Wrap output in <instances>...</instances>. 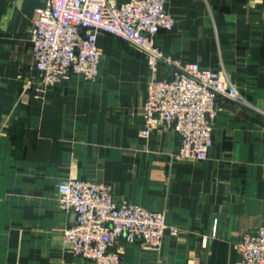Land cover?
I'll return each instance as SVG.
<instances>
[{
	"label": "crops",
	"instance_id": "obj_1",
	"mask_svg": "<svg viewBox=\"0 0 264 264\" xmlns=\"http://www.w3.org/2000/svg\"><path fill=\"white\" fill-rule=\"evenodd\" d=\"M45 3L0 0V264H94L63 236L72 215L56 191L70 177L107 184L178 228L158 249L124 244L123 264H234L233 243L264 224V0H166L174 24L158 45L225 74L255 105L218 97L213 146L187 161L174 157L171 130L139 136L152 74L143 52L115 36H97L96 80L36 90L29 30Z\"/></svg>",
	"mask_w": 264,
	"mask_h": 264
},
{
	"label": "built area",
	"instance_id": "obj_2",
	"mask_svg": "<svg viewBox=\"0 0 264 264\" xmlns=\"http://www.w3.org/2000/svg\"><path fill=\"white\" fill-rule=\"evenodd\" d=\"M173 24L166 0H46L35 10L29 30L33 70L39 76L36 90L44 92L74 77L96 80L102 60L97 36H115L143 52L152 74L139 136L171 130L178 141L177 160H204L213 146L217 98L255 105L225 74L165 52L156 37ZM159 64L171 66L172 74L155 78ZM257 108L264 113V108ZM56 202L72 215L63 230L72 253L94 264H123L124 244L153 250L165 235L179 234L164 212L118 199L102 182L67 178L57 186ZM233 248L238 254L234 264H264V224L243 232Z\"/></svg>",
	"mask_w": 264,
	"mask_h": 264
},
{
	"label": "water",
	"instance_id": "obj_3",
	"mask_svg": "<svg viewBox=\"0 0 264 264\" xmlns=\"http://www.w3.org/2000/svg\"><path fill=\"white\" fill-rule=\"evenodd\" d=\"M169 73H170V75L172 74V67L171 66L169 67Z\"/></svg>",
	"mask_w": 264,
	"mask_h": 264
}]
</instances>
